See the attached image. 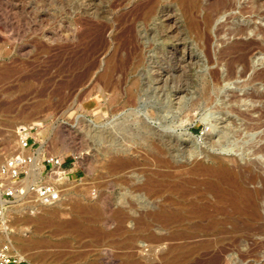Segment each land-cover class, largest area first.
Here are the masks:
<instances>
[{"label": "rangeland", "instance_id": "obj_1", "mask_svg": "<svg viewBox=\"0 0 264 264\" xmlns=\"http://www.w3.org/2000/svg\"><path fill=\"white\" fill-rule=\"evenodd\" d=\"M150 1L0 0V163L17 150V130L28 124L39 126L42 146L50 153L58 151L67 162L76 163V174L64 185L60 202L48 205L33 197H21L7 204L0 217V244L9 246L12 256L22 257L19 264H264V219L240 218L229 207L216 211L211 219L200 220L188 214L196 198L189 191L203 190L213 177L209 173L172 176L171 168L153 158L155 143L161 145L167 139L153 131L146 136L138 122L145 118L160 131L168 125L169 130L179 134L190 132L199 146L198 158L205 164L235 166L242 172L251 167L264 175V152L253 153L264 144V123L256 131L247 132L243 127L255 122L253 117L264 111V97L238 102L231 98L234 94L242 96L245 90L264 94V76L242 85L254 71L264 75V0H233L230 9L216 13L206 35H210L207 47L190 29L179 0ZM254 1L259 12H251ZM214 2L200 0L193 11L199 23L203 24L208 12L214 13ZM150 5L159 9L165 6L176 13L181 32L170 36L166 24L145 19ZM236 24L251 25L250 30L244 35L233 34ZM219 26L223 31H218ZM255 29L261 31L256 34ZM244 37L245 42L256 40L248 58L250 68L245 76L226 80L227 63L237 54L226 46L241 45ZM182 41L188 42L187 51L196 56L193 64L185 65V72L174 69L176 64L169 53ZM179 47L176 55L182 56L184 46ZM112 65L118 68L111 78L113 86L108 87L104 73ZM241 66L237 64L235 70L240 71ZM156 69L164 76L161 97L152 87L147 94L139 89V102L131 104L128 89L140 78L144 83L153 82ZM180 84L187 89L183 107L165 108L175 85ZM84 86L88 88L82 89ZM155 109L165 110L166 118L152 119ZM240 110L247 114L242 117ZM80 118L104 135L100 138L86 131ZM231 119L243 130L242 136L231 133L211 143V135L233 128ZM253 133L257 137L243 142L247 134ZM112 137L115 142L110 140ZM138 148H144L145 153ZM118 157L135 159L138 164L120 172L109 170ZM187 157L182 150L176 158L182 171ZM172 184L182 187L175 189ZM207 199L219 198L211 194ZM218 202V207L223 205ZM152 207L162 208L167 214L186 211L187 215L167 224L139 223L140 213ZM46 208L57 209L56 216L38 219ZM119 210L129 218L123 221L115 217ZM262 213L264 218V208Z\"/></svg>", "mask_w": 264, "mask_h": 264}, {"label": "bare ground", "instance_id": "obj_2", "mask_svg": "<svg viewBox=\"0 0 264 264\" xmlns=\"http://www.w3.org/2000/svg\"><path fill=\"white\" fill-rule=\"evenodd\" d=\"M86 1V0H84ZM152 1V0H151ZM150 1V2H151ZM181 2V4L183 5L184 11L185 13L188 15L189 18V27L191 30L195 31L198 35V37L201 39V44H203L205 47H207L208 44V38L207 37V32L210 31L211 29V25L212 23L215 21V16L216 13H218L219 11H224V10H228L230 9L234 3L233 0H215L214 3H212V7L214 9V13L213 12H208L206 11V15L204 16V20H203V24L199 23L197 21V19L194 18L193 16V11L200 6V0H179ZM263 1V0H262ZM148 2V3H150ZM157 2V1H156ZM212 1H210L211 3ZM84 4V3H82ZM96 5V4H95ZM161 5V4H160ZM252 9L251 12H259V7H258V3L256 1L253 2L252 4ZM90 6V5H89ZM205 6V4H204ZM244 6V5H243ZM249 6V5H248ZM235 7V6H234ZM239 7V6H238ZM242 7V6H241ZM207 8V7H206ZM237 8V7H236ZM245 8V7H242ZM248 8V7H247ZM201 9V8H200ZM235 9V8H234ZM240 9V8H239ZM244 10V9H243ZM261 10V9H260ZM96 11V10H95ZM211 11V10H210ZM234 11V10H233ZM142 12V11H141ZM232 12V11H231ZM247 12H249V10L247 9ZM264 12V11H263ZM6 13V12H5ZM197 13V12H196ZM261 13V12H260ZM142 14V13H141ZM145 19H157L159 24H166L168 26V34L170 36H173L176 33H180L181 31V23H180V18L178 17V15L174 12H171V9L167 8L164 6L160 9L159 8H155L154 6H151L148 8V10L145 11ZM229 15V14H228ZM4 17V16H3ZM223 17V16H221ZM231 17V15H230ZM200 18V16H199ZM235 19V18H234ZM5 20V19H4ZM217 20V19H216ZM7 22V20H6ZM152 22V21H151ZM224 23V22H223ZM228 23V22H227ZM4 24V22H3ZM6 24V23H5ZM158 24V25H159ZM221 24V23H220ZM235 24V23H234ZM222 25V24H221ZM226 25V24H225ZM228 25V24H227ZM231 25V24H230ZM4 26V25H3ZM6 26V25H5ZM9 26V25H7ZM14 26V25H13ZM251 26V25H250ZM249 25H241V24H236L235 27L231 30V32L233 34L236 35H244L247 30L250 28ZM15 27V26H14ZM222 27V26H221ZM227 27V26H226ZM261 27V26H260ZM158 28V27H157ZM218 28V27H217ZM162 29V28H160ZM214 29V28H212ZM227 29V28H226ZM262 29V27H261ZM261 29H255V33L258 34ZM187 30V29H186ZM215 30V29H214ZM218 30V29H217ZM215 30V31H217ZM228 30V29H227ZM250 30V29H249ZM218 31H223V29H220L219 26V30ZM230 31V30H229ZM264 30H262L263 32ZM86 32V31H85ZM94 32V31H92ZM149 32V31H148ZM152 32V31H151ZM161 32L163 33V31L161 30ZM217 33V32H216ZM227 33V32H226ZM183 34V33H182ZM221 34V33H220ZM219 34V35H220ZM228 34V33H227ZM256 36V35H255ZM174 37V36H173ZM218 37V36H217ZM226 37V35H225ZM224 37V38H225ZM139 38L143 39V35L142 33L139 32ZM166 38V37H164ZM182 38V37H181ZM234 38V37H233ZM245 38V37H244ZM168 39V38H167ZM211 39V38H210ZM209 39V40H210ZM228 39V37H227ZM251 39V38H250ZM146 40V39H145ZM174 40V39H173ZM182 40V39H181ZM236 40V39H235ZM211 41V40H210ZM209 41V42H210ZM219 41V39H218ZM224 41V39L222 40ZM241 41V39H240ZM243 41V40H242ZM246 41V38L244 39V42ZM256 41V40H255ZM254 40H250L249 42H245L243 44H239V42L237 43L238 45H231L230 47L226 48H230L232 51H235L237 54L236 56H232L233 59H230V61L227 63L228 65V73L225 76L226 80H231L233 79L236 75L239 76H245L247 74V71L249 70L250 66H249V62H248V58L249 55L251 54V52L253 50H255V48L253 47V44L255 42ZM226 42V41H225ZM182 44H176V48H174L173 46H175L173 44V48L170 49L169 53L172 55V57L174 58L176 67L174 68L176 71L178 70L179 72L184 71V67L187 64L190 63H194L195 62V58L196 56L193 54L192 51H187L190 50V47L188 45V42L186 41H182ZM212 43V42H211ZM221 43V42H220ZM260 43V42H259ZM169 44V43H168ZM233 44V43H232ZM256 44V43H255ZM263 44V43H262ZM180 45L184 46V53L182 56H178L177 54V49H179ZM222 45V44H221ZM230 45V44H229ZM258 45V44H257ZM132 46V45H131ZM137 46V45H136ZM144 46V45H143ZM147 46V45H145ZM142 47V46H141ZM261 47V46H260ZM258 48V47H257ZM264 48V46L262 47ZM203 50V49H202ZM221 50H224V48L222 47ZM226 50V49H225ZM210 51V50H209ZM216 51V50H215ZM165 52V51H164ZM205 52V51H204ZM206 52H208L206 50ZM220 52V50H219ZM226 52V51H225ZM258 52V50H257ZM179 53V52H178ZM232 53V52H231ZM136 54V53H135ZM210 54V53H209ZM208 54V55H209ZM230 54V53H227ZM215 55V54H214ZM223 55V54H222ZM226 55V53H225ZM140 56V55H139ZM229 56V55H228ZM135 57V56H134ZM111 58V57H110ZM253 58V57H252ZM147 59V57H146ZM209 59V58H207ZM222 59V58H221ZM250 59V58H249ZM140 60V59H139ZM163 60V59H162ZM171 60V59H170ZM212 60V59H211ZM205 61V60H204ZM207 61V60H206ZM210 61V60H209ZM117 63V62H116ZM174 63V62H173ZM205 63V62H203ZM223 63V62H222ZM114 65L115 62L113 63ZM191 64V65H192ZM219 64V63H218ZM237 64H241V70L240 71H236L235 67ZM93 65V64H92ZM134 65V64H133ZM165 65V64H164ZM169 66V64H168ZM175 66V65H174ZM116 66H108L105 73H104V78H106V86L111 87L113 86V83L111 78L112 76L115 74L116 72ZM148 67V66H147ZM172 67V66H171ZM92 68V66H91ZM160 68V67H159ZM90 69V68H89ZM167 69V68H166ZM227 69V68H226ZM213 70V69H212ZM238 70V69H237ZM264 70V69H263ZM142 71V70H141ZM140 71V72H141ZM160 69H156L155 73H156V78L154 79L153 82H147L144 83L143 80L140 78L138 79L139 81H136L135 79V83L133 87H130V89H128L127 94L129 95V102L131 104H136L137 102H139V95H138V91L139 89H141V91L145 92V94H147V89L152 87L153 91L155 92V94L158 97H161V91H162V83L164 82L163 78V74L162 72H160ZM88 72V71H86ZM85 72V74H86ZM139 72V73H140ZM170 72V71H169ZM185 72V71H184ZM259 72V71H258ZM215 73V71H214ZM218 73V72H217ZM255 71L252 73L253 75H251V77L249 79L246 80L245 83H242V85H246L250 82H253L255 80L261 79L262 76H264L263 74H254ZM257 73V72H256ZM263 73V72H262ZM84 74V75H85ZM145 74V73H144ZM185 74V73H184ZM212 74V73H211ZM83 75V77H84ZM87 75V74H86ZM102 75V74H101ZM167 75V74H166ZM178 75V74H177ZM249 75V74H248ZM247 75V76H248ZM179 76V75H178ZM86 77V76H85ZM84 77V78H85ZM175 77V76H174ZM207 77V76H206ZM146 78V77H145ZM167 79V78H166ZM212 79V76H211ZM214 79V77H213ZM219 79V78H218ZM263 79V78H262ZM83 80V79H82ZM92 80V79H91ZM114 80V78H113ZM215 80V79H214ZM264 80V79H263ZM262 80V81H263ZM245 81V80H244ZM222 81H220L219 83H221ZM134 83V82H132ZM85 84V83H84ZM251 84V83H250ZM89 85V84H88ZM177 85V84H176ZM174 87L173 90V94L172 96H169L170 98H168L166 104H164L165 108H172L173 105H176L177 108H181L183 107V100L185 98V94L187 93V89L184 88L183 86L178 85ZM241 85V86H242ZM253 85V84H252ZM131 86V85H130ZM86 87V86H84ZM82 88V87H81ZM80 88V89H81ZM86 88H82V89H87ZM99 89V88H98ZM150 90V89H149ZM83 91V90H82ZM79 92V91H78ZM235 92V91H233ZM211 93V92H210ZM144 95V94H143ZM240 95V96H239ZM211 96V95H210ZM213 96V95H212ZM232 96V95H231ZM83 97V96H82ZM163 97V96H162ZM215 97V96H214ZM264 97L263 93H258L257 91H252V92H244V94H238V95H233L231 98L233 99L232 101H240L241 99L243 100L245 99H262ZM212 98V97H211ZM248 99V100H249ZM264 99V98H263ZM145 100V98H144ZM215 100V99H214ZM230 99H229V103H230ZM253 101V100H252ZM144 102V101H143ZM198 102V101H197ZM254 102V101H253ZM199 103V102H198ZM214 103V102H213ZM224 103V101H223ZM228 103V104H229ZM255 103V102H254ZM152 105V104H151ZM194 105V104H193ZM261 105V103H260ZM139 106V105H138ZM229 106V105H228ZM264 106V105H263ZM149 108V106H147ZM231 107H233L231 105ZM238 107V106H237ZM158 108V107H157ZM235 108V107H233ZM257 109V107H254ZM259 108V106H258ZM262 108V107H261ZM232 109V108H231ZM230 109V110H231ZM236 109V108H235ZM253 109V107H252ZM261 110V109H259ZM155 112V114H151V118H155L157 120H162L166 118V115H164L165 110H158L155 109L153 110ZM239 112V109L237 108V110ZM242 111V110H240ZM248 111H251L248 110ZM253 111V110H252ZM241 113V112H240ZM245 114L246 111L244 112ZM243 111H242V117L244 115ZM257 113V112H256ZM255 113V114H256ZM253 114V113H252ZM248 116V115H246ZM251 117H253V115H250ZM257 116V115H256ZM137 117V116H136ZM141 117V116H140ZM245 117V116H244ZM222 118V117H221ZM246 118V117H245ZM255 122H251V123H245L244 129L247 130V132L249 131H256L258 130V128H260L262 126V124L264 123L263 119H264V111L261 110V114L255 118ZM136 119V118H135ZM244 119V118H243ZM250 119V117H249ZM252 120V119H250ZM131 121V120H130ZM253 121V120H252ZM80 125L86 129H89L91 132H94V135L99 136L100 138L104 135V133H100L98 130L93 129V125L92 124H88L86 122L85 119L80 118L79 119ZM134 123H136V121H133ZM138 122H140L141 125V129L145 130V135L147 136L149 133H157V135H159L162 138H166L167 141L165 143L160 144H156L154 148H153V154H154V160L156 163L160 164L161 166H164L165 168H171L173 171L172 176L178 175V174H182V173H191V174H203V173H209L213 178L209 179L206 183V187L203 190H199V189H195L193 191H189L190 193L196 195V198L194 200H192V202L190 203V207H189V211L188 214H190L191 216H194L197 219L203 220L204 218H209L211 219L213 214L216 211L219 210H225L227 207L231 208L232 212H234L235 214H238V216L241 218H244L246 220L249 221H259L264 219L263 218V213H262V203L264 202V175L254 171L251 169V167L246 168V165L244 166V168H246L247 172H242L241 168L238 170L236 168H234L235 166L231 167V166H224L222 164H218V165H208L205 164L204 161L202 159H199V154L200 152L198 151V145L196 144L197 142L194 141V139L191 137V133H185V134H179L174 132V130H169V126H164V131H160V129L158 130L155 126L153 127L145 118H141L140 120L138 119ZM226 122V121H225ZM162 123V121H161ZM229 123L233 126V128H224L223 130L216 132L215 135H211L209 141L213 144H216L217 140H220L222 138H225L226 136L230 135L231 133L237 136H242L243 130H240V127L236 124V122L231 119L229 121ZM244 125V124H243ZM95 126V125H94ZM93 127V128H92ZM96 128V127H95ZM100 128V127H99ZM102 131V130H101ZM131 131V130H129ZM142 132V131H141ZM140 132V133H141ZM91 134V133H90ZM107 134V133H106ZM115 134V133H114ZM143 136V133L141 135V137ZM255 136V133L253 134H247L244 138H243V142H249L250 140H252ZM261 136V135H260ZM116 137V136H115ZM229 137V136H228ZM232 137V136H231ZM257 137V136H255ZM113 138V137H112ZM132 138V137H131ZM262 138H264V133L262 134ZM117 139V138H116ZM9 140V139H8ZM110 140L114 141V138ZM158 140V139H157ZM232 140V139H231ZM230 140V141H231ZM10 142V141H9ZM8 142V143H9ZM53 142V141H52ZM55 142V141H54ZM153 142V141H152ZM160 142V140H159ZM123 143V142H122ZM133 143V142H132ZM130 143V144H132ZM229 144V143H228ZM55 145V144H54ZM134 145V144H133ZM224 145V144H223ZM250 145V144H249ZM145 146V145H144ZM243 146V145H242ZM133 147V146H132ZM54 148V147H53ZM113 148V147H112ZM124 149V148H123ZM140 149V148H138ZM137 149V150H138ZM144 149V148H143ZM143 149H140L143 151ZM150 149V148H149ZM114 150V149H112ZM183 150V153L186 154L187 157V164L186 167L184 168V170H180L178 163L176 161V158L178 156V154L180 153V151ZM152 152V151H151ZM264 152V144H260V146L256 147L253 151V153H255L256 155H259L260 153ZM53 154H60V152L58 151H52ZM135 153V152H134ZM145 153V152H144ZM117 154V153H116ZM147 154V153H146ZM145 154V156H146ZM119 155V154H118ZM142 155V154H141ZM149 155V154H148ZM114 156V155H113ZM125 156V155H124ZM152 156V155H151ZM115 157V156H114ZM150 157V156H148ZM134 158V157H133ZM257 158V157H256ZM264 158V156H263ZM151 159V157H150ZM228 159V158H227ZM218 162V161H217ZM230 162V161H229ZM237 162V161H236ZM258 162V160H257ZM140 163V162H139ZM261 163V161H260ZM264 164V162H262ZM135 163V159H131V158H124V157H118L115 158L109 165V170L114 171V172H120L123 171L127 168H134V166H136ZM148 164V163H146ZM157 164V165H158ZM159 166V165H158ZM160 166V167H161ZM255 166V165H254ZM141 167V166H140ZM139 167V168H140ZM237 167V166H236ZM258 167V166H257ZM264 167V166H263ZM138 168V169H139ZM256 168V167H255ZM259 168V167H258ZM157 168H154L153 170H155ZM159 169V168H158ZM157 169V170H158ZM162 169V168H161ZM168 169V170H169ZM254 169V167H253ZM156 170V171H157ZM166 170V169H165ZM245 170V171H246ZM257 170V169H256ZM127 171V170H126ZM146 171V170H145ZM263 171V169H262ZM137 172V170L135 171ZM158 172V171H157ZM134 173V172H133ZM264 173V172H263ZM159 174V173H158ZM162 175V172L160 173ZM165 174V173H164ZM136 175H138L136 173ZM160 176V175H159ZM32 180H27V181H33ZM67 180L64 182V185L66 184ZM153 182V181H152ZM146 183L145 182V187H146ZM249 185H253V186H248ZM260 184V185H259ZM138 186H140V184H138ZM141 186H144V184H142ZM150 186V185H147ZM160 186V185H159ZM158 186V187H159ZM151 187V186H150ZM157 187V186H156ZM173 187V184H172ZM182 187L181 184L174 186L173 188L175 189H180ZM65 191V189H64ZM159 191V190H158ZM157 191V192H158ZM211 194H215L217 199L214 200H209L207 199V195H211ZM220 201L223 205H220L219 207L216 205L218 204ZM1 204H6L7 202L5 201H0ZM11 203V202H8ZM146 205V204H145ZM148 207V206H147ZM154 207V206H153ZM152 207V208H153ZM130 208L132 209V207L130 206ZM58 210L57 209H45V211L38 216L37 218L39 219H44V218H51L56 216ZM186 214L185 212L182 211H174L171 212L170 214L166 213V211L162 208H153L151 210H144L142 213H140L138 221L141 224H152V221H158L160 223H171L177 220V218H183ZM115 217L117 218H122L123 221L127 220L129 217L126 214H123L121 210L116 211L114 214ZM124 218V219H123ZM47 219V220H49ZM243 219V220H244ZM35 220V219H33ZM111 219H108V221H110ZM51 221V220H50ZM49 221V222H50ZM48 222V224H49ZM52 222V221H51ZM43 223V222H41ZM53 223V222H52ZM50 223V224H52ZM263 224V223H262ZM48 226V225H47ZM258 228H262L259 227ZM262 230V229H261ZM163 237V236H162ZM165 238V237H164ZM163 238V239H164ZM16 256L20 259H22V257L20 255Z\"/></svg>", "mask_w": 264, "mask_h": 264}, {"label": "built area", "instance_id": "obj_3", "mask_svg": "<svg viewBox=\"0 0 264 264\" xmlns=\"http://www.w3.org/2000/svg\"><path fill=\"white\" fill-rule=\"evenodd\" d=\"M35 124L22 125L17 130V150L0 163V217L8 202L21 197H33L43 204L63 199L64 182L71 179L75 161L50 153ZM33 181H27L32 180ZM9 246L0 244V264H19L20 259L9 253Z\"/></svg>", "mask_w": 264, "mask_h": 264}, {"label": "crops", "instance_id": "obj_4", "mask_svg": "<svg viewBox=\"0 0 264 264\" xmlns=\"http://www.w3.org/2000/svg\"><path fill=\"white\" fill-rule=\"evenodd\" d=\"M74 174H76L75 171L72 172V175H74ZM72 175H71V176H72Z\"/></svg>", "mask_w": 264, "mask_h": 264}]
</instances>
